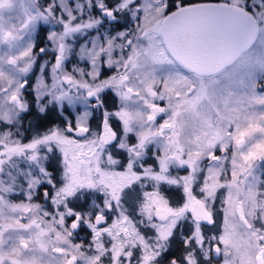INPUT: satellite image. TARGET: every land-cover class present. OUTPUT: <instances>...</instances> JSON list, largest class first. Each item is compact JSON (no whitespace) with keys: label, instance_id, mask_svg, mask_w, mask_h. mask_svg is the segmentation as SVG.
<instances>
[{"label":"snow or ice","instance_id":"1","mask_svg":"<svg viewBox=\"0 0 264 264\" xmlns=\"http://www.w3.org/2000/svg\"><path fill=\"white\" fill-rule=\"evenodd\" d=\"M0 264H264V0H0Z\"/></svg>","mask_w":264,"mask_h":264},{"label":"trees","instance_id":"2","mask_svg":"<svg viewBox=\"0 0 264 264\" xmlns=\"http://www.w3.org/2000/svg\"><path fill=\"white\" fill-rule=\"evenodd\" d=\"M31 119V117H29ZM57 115L55 113H49L47 116L42 117V123L44 126H48L51 122L57 121Z\"/></svg>","mask_w":264,"mask_h":264},{"label":"rangeland","instance_id":"3","mask_svg":"<svg viewBox=\"0 0 264 264\" xmlns=\"http://www.w3.org/2000/svg\"><path fill=\"white\" fill-rule=\"evenodd\" d=\"M42 38V37H41Z\"/></svg>","mask_w":264,"mask_h":264}]
</instances>
